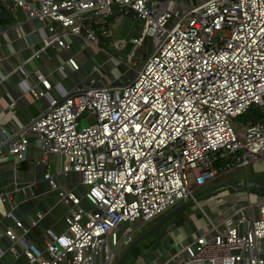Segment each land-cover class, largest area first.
<instances>
[{
	"label": "built area",
	"instance_id": "2783aa9c",
	"mask_svg": "<svg viewBox=\"0 0 264 264\" xmlns=\"http://www.w3.org/2000/svg\"><path fill=\"white\" fill-rule=\"evenodd\" d=\"M3 5L38 22L39 47L29 41L31 53L0 81L13 73L32 75L26 92L48 104L14 132L0 124V153L25 160L30 136L39 137L42 179L66 212L64 230L46 228L39 244L28 234L46 212L37 210L25 226L14 214L18 202L11 190L0 187V205H7L0 240L10 242L0 245V264L8 254L10 264L20 257L23 264H110L119 244L132 240L133 224L183 199L197 203L193 188L264 158V124L234 123L251 107L264 114V0H0ZM114 6L142 22L127 54L132 80L117 83L93 64L71 91L54 95L47 74L28 71L47 48L70 51L74 40L80 51H98L99 39L111 35ZM12 29L17 38L33 33L19 23ZM4 37L0 30V44ZM145 38L151 48L136 68L134 54ZM78 54L56 70L64 75L67 65L80 71ZM84 114L89 123L79 126ZM50 154L57 157V173H77L83 195L58 185ZM238 194L245 201L227 204L231 210H222L220 221L209 219V231L178 248L175 255L184 254V264H264V198L249 201L244 190ZM123 223L131 225L120 230Z\"/></svg>",
	"mask_w": 264,
	"mask_h": 264
},
{
	"label": "crops",
	"instance_id": "0c3cea01",
	"mask_svg": "<svg viewBox=\"0 0 264 264\" xmlns=\"http://www.w3.org/2000/svg\"><path fill=\"white\" fill-rule=\"evenodd\" d=\"M0 12L4 21L0 23V30L5 33V37L0 44L1 79L3 75L9 73L12 66L16 65L20 60H24V58L31 53V49L27 46L28 42H35V48H38L39 40L36 33H34V30L38 26V22L27 18L21 9H13V7L9 8L6 7V5H3ZM17 23L20 24L21 30L26 31L27 33L32 31L33 33L28 34L27 39L17 38L14 30L12 29V26ZM141 28V20L134 18L131 12H120L118 7L114 6L113 13L109 16V30L111 35L107 38L101 37L99 39L98 51L89 48L84 51H80L79 43L74 40L70 51L56 47L47 48L46 51H44L39 57L34 58L28 63L27 69L31 74V71L36 68H39L42 72L47 74L51 84H53L51 93L54 95H62L71 91L73 87L80 82L83 74H85L84 69L89 70L88 67L91 65L93 66V64H97L100 67V75L105 76L110 80H114L117 83L125 82L128 78L123 76V71L115 70L116 72H114L112 70L108 71L106 74L103 67L107 62L99 57L107 56V60L111 61L109 58L110 54L105 51L107 49L104 47V45L107 44L111 45L113 51L122 50L129 52V50H131L130 39L137 36ZM7 38L11 42H5L6 40L4 39ZM148 42L149 44H147ZM149 45L151 47V42L147 39L146 43L143 42L142 46L139 49L137 48L136 51L139 52L137 61L140 63L142 60L141 53L147 55L149 52H147ZM87 50L92 53V55L88 57L92 58V61L86 62L85 59L81 60L80 58ZM77 52H79L77 55L79 63L83 65L80 71L72 70L69 67L70 73L68 75H63L56 70L61 60H65L72 53L77 54ZM89 62H92V64H88ZM32 82V75L24 79L18 73L10 74L0 81V124H2L8 132H14L17 127L28 122L30 118L37 115L48 104L46 98L35 100L28 92H26L27 87ZM12 100L15 102V106L11 108L9 103ZM263 120L258 122L264 124ZM43 151L40 138L35 135H31L29 150L25 160L16 161L12 155L6 154V152H3L2 154L0 153V187L11 190L12 196L17 200L18 205L14 211L15 216L20 219L25 226H27L29 218L34 216V213L37 210L46 212L45 218L39 222L36 228H32L28 234V237L31 240L36 241L39 244H41L42 232H44L46 228L50 227L55 232H61L64 230L65 223L63 215L66 212V206L62 202L58 201L56 192L51 190L48 183L42 179V175L46 167L43 164H38L36 160H38L43 154ZM48 158L51 164L49 171L51 174H55L58 185L64 189H76L78 191L77 187L79 184L77 173L71 172L67 175H63L51 171L52 162H56L57 157L50 154ZM237 168H245V175L239 174V179L234 180V183L231 182V180L219 181L216 183L223 184L231 182L238 187L245 185L244 191L246 193L250 192L248 188L258 185L254 182L264 184V158L250 162L245 167ZM218 177L215 180H217ZM235 178H238V175H235ZM212 185L213 184H211V186ZM226 186L233 189L230 199H225L226 197H223L222 192H219L213 197H209L202 201L198 199L197 203L191 201V198L184 199L182 203L188 204L179 208L163 222L154 223L153 226L150 227L153 228V230L129 249L120 264H184V254H181L180 256L175 255L178 248H180L186 240L196 234L203 231H209L211 228L209 219L213 221H220L221 211L231 210L227 204H236L245 201L246 197L238 194L241 190L238 191V189H235L232 186ZM226 186H221L216 190ZM258 187L260 186L258 185ZM15 188H18V190L14 191ZM206 192L204 195L210 193ZM178 203L176 205L182 204ZM176 205L173 206L172 209L176 207ZM6 209V204L0 205V219H2L3 211ZM253 212H256V208L252 210V213ZM147 222L148 221L137 222L133 224L135 230H133V232H136V236L132 237V240L129 243L125 244L122 242L123 244L117 247L113 261L110 264H116L130 244L138 236L150 229L149 226L146 227L148 224ZM2 223L12 224V221L8 218H4ZM143 227L146 228L144 229ZM9 243L10 242L7 238H2L0 240V245L3 247L8 246ZM262 249L264 255V243L262 245ZM116 251L119 253L116 254ZM12 261V256L8 254L2 264H10ZM15 263L23 264L24 258H18Z\"/></svg>",
	"mask_w": 264,
	"mask_h": 264
},
{
	"label": "rangeland",
	"instance_id": "374dc122",
	"mask_svg": "<svg viewBox=\"0 0 264 264\" xmlns=\"http://www.w3.org/2000/svg\"><path fill=\"white\" fill-rule=\"evenodd\" d=\"M146 41H147V38H145L144 39V43H146ZM158 40H156V44H158ZM103 44V43H102ZM147 44H149V42L147 43ZM104 47H106V49L107 50H105L106 52H108L110 55H109V58H110V60L111 61H108L107 60V56H100L99 58L100 59H102V60H104L105 62H107L106 63V65H104V67H103V69H104V71H106V74H107V72L108 71H114V72H116L115 70H120V71H123L124 73H125V75H126V77L129 79V80H132L133 78H134V74H135V68H128L127 67V65H129L130 64V61H129V59H128V57H127V54L129 53V52H127V51H122V50H117V51H113V49L111 48V45L110 44H107V45H104ZM150 45L148 46V50H147V52L150 50ZM104 50V49H103ZM142 54V57H141V59L143 60L144 58H145V55L146 54H143V53H141ZM90 55H92V53L89 51V50H87L85 53H83V56L82 57H84V58H82V57H80L81 58V60H83V59H85L86 60V62H88V61H92V58H88ZM139 56V52L138 51H136V53L134 54V59L136 58L137 59V57ZM114 58V59H113ZM88 64H92V62H89ZM135 64H136V66H134V67H136V68H138V66L140 65V62L139 61H135ZM89 68V70L90 69H92V65L91 66H89L88 67ZM115 68V69H114ZM63 72L66 74V75H68L69 73H70V68H69V66H64V68H63ZM96 76H98L99 77V74L98 73H96L95 74ZM106 81H107V79H106ZM263 116H264V114H263ZM243 120H242V117L241 116H238V117H236V118H234V123L238 126V127H242L243 126ZM88 123H89V121H88V117L86 116V114H84V115H82V116H80L79 118H78V124H79V126H86V125H88ZM250 168V167H249ZM52 169V170H51ZM51 171H54V172H56L57 171V165H56V162L55 161H53L52 162V167H51ZM245 168H242V169H239V168H235V169H233V170H231V171H229V172H227V173H225V174H222V175H220L219 177H218V179L217 180H215V181H212V182H208V183H206L205 185H203V186H200V187H196V188H193L192 189V194H193V196H194V198L195 199H199L200 201H202V200H204V199H207V198H209V197H213L215 194H217V193H219V192H222L223 193V197H226L225 199H230V197L232 196V193H233V189L232 188H229V187H224V188H221V189H218V190H214L213 192H210V193H208V194H206V195H204L205 194V192L209 189V188H211L214 184L216 185L217 183L216 182H219V181H225V180H231V182H233L234 183V180H237V179H239V174H244L245 175V170H244ZM235 175H238V178H235ZM189 179H190V181H192V178H191V176H189ZM233 179V180H232ZM215 182V183H214ZM211 184H213L212 186H211ZM214 185V186H215ZM77 189H78V192H80L82 195H83V193H82V189L81 188H79V187H77ZM249 189V193H247L248 194V197H249V201H255L256 199H261V198H264V192L258 187V185L257 186H251L250 188H248ZM212 193V194H211ZM259 197H261V198H259ZM184 201V199L183 200H181L178 204H180V203H182ZM177 206V205H176ZM172 208H170L169 210H171ZM168 210V211H169ZM168 211H165V212H163V213H161V214H159V215H157L155 218H153V219H151L150 221H148L147 223V225H146V227H148L149 226V228L150 227H152L153 226V224L154 223H156V222H158L162 217H164L167 213H168ZM153 220H156V221H153ZM127 225H131V223L129 224V223H123L121 226H120V230H122L124 227H126ZM146 227H143L144 229L146 228ZM135 231V230H134ZM132 237H135L136 236V232H132ZM121 244H123V243H120L119 245H121ZM119 247V246H118ZM117 253H119L118 251H116V254Z\"/></svg>",
	"mask_w": 264,
	"mask_h": 264
},
{
	"label": "water",
	"instance_id": "95a60500",
	"mask_svg": "<svg viewBox=\"0 0 264 264\" xmlns=\"http://www.w3.org/2000/svg\"><path fill=\"white\" fill-rule=\"evenodd\" d=\"M256 184H258L260 187H262L264 189V184L263 183H259V182H254ZM232 186L234 187L235 189H238V190H241L243 191L245 189V185L242 186V187H238L236 186L235 184L229 182V183H223V184H217L215 186H212L211 188H209L207 190L206 193L208 192H212L214 190H216L217 188L221 187V186ZM188 203H182L180 205H177L176 207H174L170 212H168L161 220H159L158 222L161 223L163 222L164 220H166V218H168L171 214H173L175 211H177L179 208H181L182 206L186 205ZM153 230V228H150L148 231L144 232L143 234H141L140 236H138L131 244L130 246L127 248V250H125V252L122 254V256L119 258L118 262L116 264H120L121 260L123 259V257L126 255V253L129 251V249L135 245L137 242H139L142 238H144L146 235H148L151 231Z\"/></svg>",
	"mask_w": 264,
	"mask_h": 264
},
{
	"label": "trees",
	"instance_id": "16d2710c",
	"mask_svg": "<svg viewBox=\"0 0 264 264\" xmlns=\"http://www.w3.org/2000/svg\"><path fill=\"white\" fill-rule=\"evenodd\" d=\"M2 22H4V21H3V18H2L1 12H0V23H2ZM241 117H242V120L244 122H247V121H262L263 118H264L262 113L260 112V109L257 108V107L249 108L245 113H243L241 115ZM260 189L264 192V190L262 188H260Z\"/></svg>",
	"mask_w": 264,
	"mask_h": 264
}]
</instances>
